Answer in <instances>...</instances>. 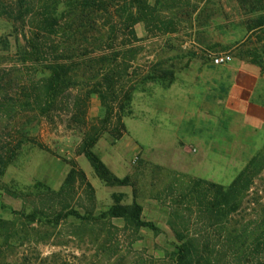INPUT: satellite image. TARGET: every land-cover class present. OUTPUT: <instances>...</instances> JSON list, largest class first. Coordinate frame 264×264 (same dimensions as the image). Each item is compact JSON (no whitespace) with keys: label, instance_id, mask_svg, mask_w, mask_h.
<instances>
[{"label":"rangeland","instance_id":"374dc122","mask_svg":"<svg viewBox=\"0 0 264 264\" xmlns=\"http://www.w3.org/2000/svg\"><path fill=\"white\" fill-rule=\"evenodd\" d=\"M124 2L116 0L108 17L70 20L75 29L96 19L87 33L68 41L54 39L53 57L61 61L60 56L68 55L66 63L73 62L70 75L79 80L69 91L71 101L93 92L101 59L114 52L108 46L110 24L105 26ZM156 2L149 0L151 7ZM156 13L152 30L144 24L135 27L139 43L134 45L137 56L129 72L134 90L131 114L124 119L127 135L116 141L105 134L94 147L115 177L129 181L126 186H109L78 153L82 127L69 119L67 110L58 108L53 119L46 120L35 109H16L26 99L21 85L27 75L16 57L25 47L24 34L0 12V39L9 45L7 59L0 57V157L16 154L8 166L0 164V264H168L172 245L188 240L209 244L207 254L218 264H264V137L247 176L251 185L237 201V211L232 201L214 217L207 204L219 201L216 192H207V186L198 185L200 180L172 166L171 151L158 149L167 148L168 139L174 138L168 126L171 119L179 118L181 91L191 87L195 97L194 86L202 84L201 70L214 57L229 55L233 62H248L264 80V26L259 27V21H264V0H162ZM119 47L115 42L114 49ZM83 60L87 62L78 66ZM64 100L68 102V94ZM104 116L100 100L91 95L89 122ZM26 140L40 143L45 150ZM72 162L93 192L80 179L67 184ZM232 180L227 175L221 185L207 183L227 190ZM133 204L143 208V221L153 223L161 234L134 230L123 221L102 220L103 224L87 227L70 218L60 220L57 227L47 224L59 213L98 217L113 206ZM33 211L40 213L42 221L31 224L22 216Z\"/></svg>","mask_w":264,"mask_h":264},{"label":"trees","instance_id":"16d2710c","mask_svg":"<svg viewBox=\"0 0 264 264\" xmlns=\"http://www.w3.org/2000/svg\"><path fill=\"white\" fill-rule=\"evenodd\" d=\"M115 1L0 0V12L7 15L9 19H13L24 34L22 37L25 47L18 50L16 57L20 67L25 68V74L27 75L22 80L21 85V90H23L21 94L24 95L25 93L24 97L26 99L23 103L20 101L18 105H15L16 109L22 111L35 109L46 120H52L53 114L58 108L67 110L69 119L82 127L83 139L78 153L90 163L95 175L109 186H126L129 183L128 179L121 180L115 177L94 152V147L105 134H110L116 141L122 140L127 135L124 119L127 114H131L130 106L134 90L129 72L133 68V62L137 56L134 45L139 43L135 27L138 24H144L149 31L152 30L156 23L157 8L162 0H157L154 7L150 6L149 0H125L123 6L117 8V10L120 9L117 16L108 19L105 27L110 24L108 31L112 36L108 37V41H111L108 46L114 52L109 57L101 59L103 66L97 73L98 80L92 93H88L86 96H78L71 101L69 91L79 83L78 79L70 75V67L73 62L68 65L65 60L68 62L69 57L64 53V56H60V58H63L61 61L53 57L55 38L60 37L68 41L71 37L82 35L94 29L96 24L95 19L87 25H81L74 29V24L70 22L71 19L80 20L79 18L83 16L97 18L99 14L108 17ZM117 18L119 21L116 23ZM120 25L122 26L120 27ZM263 26L264 21H259V27ZM120 28L123 29L122 33ZM115 42H119V51L114 49ZM8 55V42L5 39H0V57L6 60ZM85 62L87 61L83 60L78 63V66H83ZM146 80H150V77ZM65 94L69 96L68 102L65 100L62 102ZM91 95L98 97L105 110L103 120L95 121V123L88 120ZM60 104L64 105L60 106ZM26 142H33L36 147L45 150V147L36 141L26 140ZM15 157V153L7 154L5 158L0 157V164L8 166ZM254 162L253 159L227 190L222 186L205 181L197 183L198 185L207 186V192L215 191L219 197L216 204L212 201L207 204V212L214 217L217 211L221 212V209L228 208L232 201L234 204L233 210L237 211V201L251 185V180L247 176ZM71 167L72 170L67 179V184H77L80 179L93 192L92 186L87 182L83 173L78 171V165L72 162ZM64 192L66 191L63 190L57 193L56 197ZM142 215L143 208L138 204H133L130 207L117 205L98 217H95L93 213L81 216L75 211L65 214L59 213L47 224L57 227L60 220L70 218L87 227L93 224H103L100 223L102 220L107 222L123 221L134 230L146 229L157 236L161 234V231L153 223L144 222ZM22 216L31 224L42 221L38 211H33L28 215L24 213ZM172 246L173 250L167 258L168 264H218L217 259L213 260L207 254L210 249L209 244L203 246L199 245L196 240H188L180 241L179 244H173ZM209 253L212 252L209 251Z\"/></svg>","mask_w":264,"mask_h":264},{"label":"crops","instance_id":"0c3cea01","mask_svg":"<svg viewBox=\"0 0 264 264\" xmlns=\"http://www.w3.org/2000/svg\"><path fill=\"white\" fill-rule=\"evenodd\" d=\"M200 74L194 98L191 87L181 91L179 118L168 126L173 140L165 149L155 148L171 151L172 166L190 177L221 185L231 175L233 183L263 142L264 80L255 66L238 60L223 67L205 65Z\"/></svg>","mask_w":264,"mask_h":264},{"label":"built area","instance_id":"2783aa9c","mask_svg":"<svg viewBox=\"0 0 264 264\" xmlns=\"http://www.w3.org/2000/svg\"><path fill=\"white\" fill-rule=\"evenodd\" d=\"M233 62V59L229 55H219L212 59V66L213 67H223L226 65H230Z\"/></svg>","mask_w":264,"mask_h":264}]
</instances>
